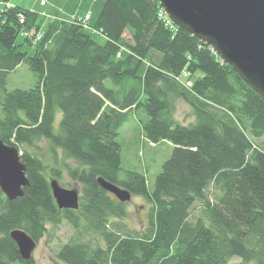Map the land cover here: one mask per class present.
Here are the masks:
<instances>
[{
    "label": "trees",
    "instance_id": "trees-1",
    "mask_svg": "<svg viewBox=\"0 0 264 264\" xmlns=\"http://www.w3.org/2000/svg\"><path fill=\"white\" fill-rule=\"evenodd\" d=\"M0 10V139L22 152L30 182L13 201L0 191V264L35 262L21 259L11 231L39 243L63 223L76 234L53 264H264V151L252 140L264 137V99L233 67L168 25L158 0H106L91 26L103 45L80 23ZM29 31L43 32L37 43L23 37L32 56L18 44ZM154 51L161 57L141 74ZM23 64L35 85L8 90ZM180 101L192 109L188 124L176 118ZM139 111L149 118L144 138L174 148L154 191L144 173L123 168L118 142ZM64 172L83 188L79 210L61 211L53 197L50 178ZM100 178L151 204L146 228L125 225L127 204Z\"/></svg>",
    "mask_w": 264,
    "mask_h": 264
},
{
    "label": "water",
    "instance_id": "water-1",
    "mask_svg": "<svg viewBox=\"0 0 264 264\" xmlns=\"http://www.w3.org/2000/svg\"><path fill=\"white\" fill-rule=\"evenodd\" d=\"M171 21L209 45L264 99V0H158ZM20 151L0 139V190L11 201L22 197L30 182ZM100 185L119 201L132 195L102 179ZM60 210H79L81 195L51 179ZM23 261H30L38 242L21 229L11 231Z\"/></svg>",
    "mask_w": 264,
    "mask_h": 264
},
{
    "label": "rangeland",
    "instance_id": "rangeland-1",
    "mask_svg": "<svg viewBox=\"0 0 264 264\" xmlns=\"http://www.w3.org/2000/svg\"><path fill=\"white\" fill-rule=\"evenodd\" d=\"M106 0H48L45 7H41L38 0H10L14 5L24 7L29 10L44 9L50 12L55 18L63 20H71L74 16H83L87 12L90 13V26H93L97 21L99 14L104 6ZM2 6L0 5V9ZM1 11V10H0ZM79 15V16H78ZM84 17V16H83ZM85 32L90 34L92 38L99 44H105V38L89 29ZM126 39L130 38L129 33L125 35ZM18 44L23 45V51H26L30 56L34 55V48L28 44H24V38L21 35L18 38ZM153 55L161 57L159 52H152L145 61L141 74L153 59ZM182 80H186L182 77ZM36 77L25 64L18 68V71L13 73L8 81V90L14 89H29L35 85ZM192 109L185 102L180 101L178 104V112L176 118L179 122L188 124L194 120L191 116ZM139 116L133 113L129 118V122L120 130L118 142L122 147V162L123 168L127 170H136L146 175L148 188L154 191L156 178L162 170L163 164L171 157L173 153V145L168 142H162L156 145H151L143 136L142 124L148 121V116L139 111ZM141 119H138V118ZM59 119V118H58ZM59 123H56V128ZM253 142L264 151V137L256 139L252 138ZM50 162V161H49ZM69 162L73 163L72 160ZM146 162L148 168L146 169ZM59 181V180H58ZM60 185L67 189H76L82 193V186L72 181L66 172L63 174V179L59 181ZM127 218L123 221L125 225L134 230H142L146 228L150 220L151 204L143 201L139 197H134L131 202L126 205ZM200 204L196 205L193 211V217H198L201 214ZM48 233L39 242L37 249L34 252V264H53L55 263V253L60 246L69 242L76 231L67 223H63L57 229L48 226ZM230 264H244L241 259L234 258ZM249 264H256L251 262Z\"/></svg>",
    "mask_w": 264,
    "mask_h": 264
},
{
    "label": "built area",
    "instance_id": "built-area-1",
    "mask_svg": "<svg viewBox=\"0 0 264 264\" xmlns=\"http://www.w3.org/2000/svg\"><path fill=\"white\" fill-rule=\"evenodd\" d=\"M39 1V4L41 7H45L48 3V0H38ZM4 7H10V4L5 2L4 4ZM39 15L43 18H47V19H51L49 15H47L46 12H40ZM160 17L163 18V19H166V22L168 25H171L173 24V22L171 21V19L168 17L167 13L165 12V10L163 9L161 12H160ZM75 23H80L81 25H83L85 28L87 29H90L94 32H97L95 31L94 29H92L89 25V21H90V14H87L85 15L84 18H81V19H76L75 18ZM22 35L31 40L33 43H37L43 36V32L42 31H29V32H23ZM187 86H191V82H188L187 83Z\"/></svg>",
    "mask_w": 264,
    "mask_h": 264
},
{
    "label": "bare ground",
    "instance_id": "bare-ground-1",
    "mask_svg": "<svg viewBox=\"0 0 264 264\" xmlns=\"http://www.w3.org/2000/svg\"><path fill=\"white\" fill-rule=\"evenodd\" d=\"M5 2H6V0H0V5L3 7L4 6V4H5ZM75 18L73 17V18H71V20H69V22H71V23H75ZM17 71H18V69H17ZM16 71V72H17ZM18 149V148H17ZM19 150V149H18ZM20 151V150H19ZM20 153H22L21 151H20ZM51 179L52 178H50V181H51ZM101 179V178H100ZM99 179V180H100ZM99 180H98V182H99ZM103 180V179H102ZM105 181V180H104ZM100 184V183H99ZM1 191V190H0ZM150 191V190H149ZM132 195V194H131ZM7 198V197H6ZM134 197L132 196V199H133ZM140 199H143V201H145V202H147V203H149L147 200H145L144 198H142V197H139ZM8 199V198H7ZM132 201V200H131ZM131 201H129V202H131ZM123 203H128V202H123ZM62 211V210H61Z\"/></svg>",
    "mask_w": 264,
    "mask_h": 264
},
{
    "label": "crops",
    "instance_id": "crops-1",
    "mask_svg": "<svg viewBox=\"0 0 264 264\" xmlns=\"http://www.w3.org/2000/svg\"><path fill=\"white\" fill-rule=\"evenodd\" d=\"M13 3H14V2H10L11 5L16 6V5H14ZM33 10H35V9H33ZM36 11H38V10H36ZM41 11L46 12L44 9H42ZM38 12H39V11H38ZM46 13H47V15L50 16V18H55V17H56V16H52V14H51L50 12H46ZM87 13H88V12H87ZM87 13H86V14H87ZM86 14H84V15H86ZM84 15H83V16H84ZM78 16H79V15H78ZM83 16H79L78 18H82ZM46 20H49V19H46ZM191 122H192V121H191ZM181 123H183V122H181ZM183 124H184V123H183ZM147 164H148V163L146 162V166H145L146 169L148 168V165H147Z\"/></svg>",
    "mask_w": 264,
    "mask_h": 264
}]
</instances>
